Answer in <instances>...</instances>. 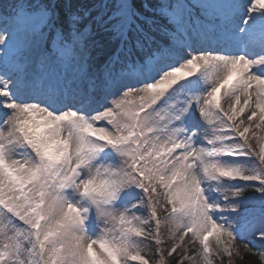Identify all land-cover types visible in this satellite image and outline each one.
Wrapping results in <instances>:
<instances>
[{"label":"rangeland","instance_id":"obj_1","mask_svg":"<svg viewBox=\"0 0 264 264\" xmlns=\"http://www.w3.org/2000/svg\"><path fill=\"white\" fill-rule=\"evenodd\" d=\"M122 1L128 7V0ZM188 1L206 13L211 7L222 15L236 12L237 19L231 17L235 21L251 9L259 18L256 25L246 20L244 31L264 33L263 0L253 6L243 0ZM168 16L180 29V14ZM50 19L48 9L26 8L0 17V161L18 170V184L30 179L33 183L27 190L13 187L0 168L1 264H40L37 248L19 242L23 234L30 236L40 217L48 264H128L125 254L145 252L143 243L130 235L131 228L140 239L158 236L167 260L176 255L187 264H211L208 250L214 257L224 251L235 258L250 249L262 250L264 242L256 238L262 225L241 229L243 219H234L232 224L240 228L234 229L227 215L228 207L238 206L229 203L232 193L240 190L228 178H264V54L244 51L226 59L211 45L195 50L187 38L180 57L166 58L159 50L142 67L129 68L119 77L105 70L91 75L88 55L94 44H65L54 33L48 52ZM220 30V44L248 36L239 22L222 23ZM29 73L31 78L51 73V86L43 91L37 86L19 88ZM231 73L238 76L237 83L224 97H216ZM150 107L147 114H139ZM221 126L254 147L260 166L240 165L228 156L236 145L223 142ZM90 131L112 147L90 141ZM98 147L108 154L95 157L91 150ZM47 152L53 164L45 158ZM138 169L145 180L153 181L157 200L178 206L174 214L159 217L155 229L150 226L153 208L143 202L146 195L128 192L143 184L136 177ZM256 204L264 203L245 206ZM120 247L127 252L119 253ZM93 251L96 259L91 260Z\"/></svg>","mask_w":264,"mask_h":264},{"label":"trees","instance_id":"obj_2","mask_svg":"<svg viewBox=\"0 0 264 264\" xmlns=\"http://www.w3.org/2000/svg\"><path fill=\"white\" fill-rule=\"evenodd\" d=\"M128 1L131 2L133 16L136 17L138 23L141 25L144 23L143 21H149L151 18L155 20V23H159L153 26L155 30L158 29V25H169L157 10V7L163 4V0ZM18 4L25 6L29 10H37L40 6H50L51 0H0L1 16H6L9 10L12 7L18 6ZM56 5L60 10L56 28L62 32L67 41H72L74 31L81 34L82 39L87 41L96 40L103 35H115L123 23L127 7L126 2L124 1L123 3L122 0H56ZM134 32V30L130 32L133 39H135ZM159 34L161 36L163 33L159 32ZM119 42L112 39L106 45L96 47L92 53V59H95L99 63H106L109 57L115 53ZM125 46H129V43L125 42ZM250 191L247 190L246 192ZM157 197L156 195V200ZM159 202L161 203V200H157L158 206L160 205ZM259 225H262V227L258 228ZM244 228H252L253 230L258 228L256 238L259 243L264 242V219L242 226V229ZM130 235L140 240L134 232H130ZM140 243H143L142 245L145 248L144 253L150 259H154L156 251L153 243L145 242L143 239L140 240ZM119 250L120 252H126L124 247H120ZM214 255L213 251L206 255L211 264H264V248L262 250L250 249V251H246L241 255L240 258H235L232 254L225 253L224 251L221 255H217L216 257ZM172 264H178V261L175 259ZM180 264L187 263L185 261Z\"/></svg>","mask_w":264,"mask_h":264},{"label":"bare ground","instance_id":"obj_3","mask_svg":"<svg viewBox=\"0 0 264 264\" xmlns=\"http://www.w3.org/2000/svg\"><path fill=\"white\" fill-rule=\"evenodd\" d=\"M245 1H246V3H248V2L251 3V6H253L254 4H256V1H258V0H243L242 2H245ZM261 3L264 4V0ZM250 10H246V11L243 10L242 11V15H241V18H240V25H241V29L242 30H245L246 27H247L246 26V23H245L246 20H247V22L249 24L251 23L253 25H256V20H257V18H259V14L253 16L254 12L253 11H250ZM262 11L263 12L261 14H264V10H262ZM252 17H253V19H252ZM244 32H245L246 35L248 34L247 31H244ZM245 42H246L245 44L249 46V52H250L251 55H254V56L255 55H259L260 53H262L264 51V47H262V45H260V44L249 45V40H246ZM196 45L198 47L203 46V45H201L200 42H197ZM239 45H240V40L239 39H235V40L231 41L230 43H228V45L225 46V47L223 45H220L217 50L220 51V52H223L226 55L223 58L228 59L229 57H232L231 55L236 54V53L242 51V49L240 48ZM159 50L160 51H163L167 55L166 58H168L169 52L172 51L171 50V51L166 52L164 50L163 46L160 47V49H158L157 51H159ZM157 51L151 52V54L154 55V53H156ZM137 66L139 67L138 62L137 63L132 62L125 69L130 70L129 68L132 69V68L137 67ZM34 96H35V94L32 93L31 94V97H34Z\"/></svg>","mask_w":264,"mask_h":264}]
</instances>
